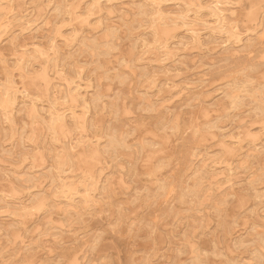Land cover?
I'll use <instances>...</instances> for the list:
<instances>
[{"label":"rangeland","instance_id":"obj_1","mask_svg":"<svg viewBox=\"0 0 264 264\" xmlns=\"http://www.w3.org/2000/svg\"><path fill=\"white\" fill-rule=\"evenodd\" d=\"M263 66L264 0H0V264H264Z\"/></svg>","mask_w":264,"mask_h":264},{"label":"bare ground","instance_id":"obj_2","mask_svg":"<svg viewBox=\"0 0 264 264\" xmlns=\"http://www.w3.org/2000/svg\"><path fill=\"white\" fill-rule=\"evenodd\" d=\"M40 3H41V0H40ZM196 4H197V3H196ZM108 5H109V4H108ZM131 5H132V4H131ZM116 6H117V5H116ZM132 6H133V5H132ZM225 6H226V5H225ZM225 6H224L223 8H225ZM105 7H107V6H105ZM142 7H143V6H142ZM142 7H141V8H142ZM217 7H218V6H217ZM219 7H220V6H219ZM100 8H101V7H100ZM117 8H118V7H117ZM117 8H115V10H116ZM220 8H221V7H220ZM119 9H121V8H119ZM119 9H118V10H119ZM138 9H139V7H138ZM170 9H171V8H170ZM227 9H228V8H227ZM111 10H113V9H111ZM168 10H169V9H168ZM225 10H226V9H225ZM59 11H60V10H59ZM116 11H117V10H116ZM116 11H114V12H116ZM227 11H228V10H227ZM14 15H15V14H14ZM132 15H133V14H132ZM206 15H207V14H206ZM212 16L215 17V22L217 21L218 26H220L221 28H224V26H223V24H222V17H221V15H220V12H217V11H216V12H213ZM137 17H138V16H137ZM237 17H238V16H237ZM8 18H9V17H8ZM133 18H134V17H133ZM164 18H165V17H164ZM134 19H135V18H134ZM128 20H129V19H128ZM207 21H208V20H207ZM211 21H212V20H211ZM171 22H173V21H171ZM171 22H170V23H171ZM121 23H123V22L121 21ZM142 23H143V22H142ZM175 23H176V22H175ZM105 24H106V23H105ZM107 24H108V23H107ZM245 25H246V24H245ZM85 26H86V25H85ZM98 26H100V25H98ZM131 26H133V25H131ZM141 26H142V25H141ZM246 26H249V25H246ZM254 26H255V25H254ZM103 27H104V26H103ZM106 27H107V26H106ZM240 27H241V26H240ZM50 28H51V27H50ZM96 28H97V27H96ZM126 28H127V27H126ZM209 28H210V27H209ZM237 28H238V27H237ZM100 29H101V28H100ZM127 29H128V28H127ZM260 29H261V28H260ZM75 30H77V29H75ZM102 30H103V28H102ZM128 30H129V29H128ZM49 31H50V30H49ZM181 31H183V30H181ZM199 31H200V30H199ZM142 32H143V31H142ZM177 32H179V31H177ZM57 33H59V32H57ZM60 33H63V32H60ZM109 33H110V32H109ZM195 33H196V32H195ZM116 34H117V33H116ZM144 34H145V32H144ZM148 34H149V33H148ZM148 34H147V35H148ZM49 35H50V34H49ZM49 35H48V36H49ZM132 35H133V34H132ZM134 35H135V34H134ZM149 35H151V34H149ZM149 35H148V36H149ZM204 35H205V34H204ZM82 36H83V35H82ZM82 36H81V37H82ZM116 36H117V35H116ZM143 36H144V35H143ZM145 36H146V35H145ZM211 36H212V35H211ZM166 37H167V36H166ZM249 37H250V36H249ZM64 38H65V37H64ZM146 38L148 39L147 36H146ZM150 38H152V37H150ZM72 39H74V38H72ZM72 39H71V40H72ZM135 39H136V38H135ZM166 39H168V38H166ZM216 39H217V38H216ZM219 39H221V37H220ZM53 40H54V38H53ZM66 40H68V39H66ZM75 40H77V37H75ZM150 40H151V39H150ZM177 40H178V38H177ZM254 40H255V39H254ZM110 41H111V39H110L108 42H110ZM113 41H114V40H113ZM132 41H134V40L132 39ZM152 41H153V40H152ZM162 41H163V40H162ZM214 41H216V40H214ZM134 42H136V41H134ZM219 42H220V41H219ZM233 42H234V41H233ZM246 42H247V41H246ZM69 43H70V42H69ZM74 43H75V42H74ZM104 43H105V42H104ZM32 44H33V43H32ZM67 44H68V43H67ZM135 44H136V43H135ZM36 45H37V44H36ZM71 45H72V43H71ZM91 45H92V44H91ZM65 46H66V45H65ZM221 46H222V45H221ZM221 46H220V47H221ZM160 47H161V46H160ZM165 47H167V46H165ZM67 48H68V47H67ZM232 48H234V47H232ZM227 49H228V48H227ZM236 49H237V48H236ZM238 49H239V47H238ZM77 50H79V49H77ZM32 51H33V50H31V52H32ZM95 51H96V50H95ZM33 52H34V51H33ZM73 52H74V51H73ZM162 52H163V51H162ZM22 53H23V52H22ZM22 53H21V54H22ZM54 53H55V52H54ZM153 53H154V52H153ZM167 53H168V52H167ZM172 53H173V52H172ZM48 54H49V53H48ZM225 54H226V53H225ZM243 54H244V53H243ZM243 54H242V55H243ZM245 54H246V53H245ZM23 55H24V54H23ZM23 55H22V57H23ZM26 55H27V54H26ZM60 55H61V54H60ZM64 55H65V54H64ZM64 55H63V56H64ZM66 55H67V54H66ZM69 55H70V54H69ZM134 55H135V54H134ZM136 55H137V53H136ZM155 55H156V54H155ZM159 55H160V52H159ZM248 55H249V54H248ZM70 56H71V55H70ZM70 56H69V57H70ZM127 56H128V55H127ZM223 56H224V55H223ZM228 56H229V55H228ZM228 56H227V57H228ZM24 57H25V55H24ZM31 57H32V56H31ZM55 57H56V56H55ZM147 57H148V56H147ZM18 58H19V57H18ZM33 58H34V57H33ZM88 58H89V57H88ZM232 58H233V57H232ZM249 58H250V57H249ZM36 59H37V58H36ZM58 59H59V58H58ZM228 59H229V58H228ZM33 60H35V59H33ZM52 60H53V59H52ZM73 60H74V59H73ZM155 60H156V59H155ZM157 60H158V59H157ZM226 60H227V59H226ZM226 60H225V61H226ZM230 60H231V59H230ZM30 61H31V60H30ZM108 61H109V60H108ZM133 61H134V60H133ZM133 61H132V64H133ZM227 61H228V60H227ZM247 61H248V60H247ZM85 62H86V61H85ZM94 62H96V60H95ZM239 62H240V61H239ZM260 62H261V61H260ZM106 63H107V62H106ZM112 63H113V62H112ZM116 63H117V62H116ZM235 63H236V62H235ZM249 63H250V62H249ZM129 64H130V62H129ZM160 64H161V63H160ZM254 64H257V63H254ZM29 65H30V64H29ZM68 65H69V64H68ZM169 65H170V64H169ZM239 65H240V64H239ZM239 65H238V66H239ZM250 65H251V64H250ZM57 66H58V64H57ZM69 66H70V65H69ZM116 66H117V65H116ZM162 66H163V65H162ZM165 66H166V65H165ZM170 66H171V65H170ZM67 67H68V66H67ZM95 67H96V66H95ZM132 67H133V66H132ZM168 67H169V66H168ZM172 67H174V66L172 65ZM250 67H251V66H250ZM263 67H264V66H263ZM136 68H137V67H136ZM140 68H141V67H140ZM247 68H248V67H247ZM37 69H38V68H37ZM49 69H50V68H49ZM56 69H58V67H57ZM67 69H68V68H67ZM90 69H91V68H90ZM95 69H96V68H95ZM118 69H119V68H118ZM118 69H117V70H118ZM121 69H122V68H121ZM134 69H135V68H134ZM117 70H116V71H117ZM125 70H127V69H125ZM175 70H176V69H175ZM229 70H230V69H229ZM242 70H243V69H242ZM116 71H115V72H116ZM121 71H123V70H121ZM238 71H239V70H238ZM247 71H248V70H247ZM263 71H264V70H263ZM63 72H64V71H63ZM125 72H127V71H125ZM125 72H124V73H125ZM135 72L138 74L137 71H135ZM95 73H96V71H95ZM248 73H249V71H248ZM96 74H97V73H96ZM134 74H135V73H134ZM137 74H135V75L137 76ZM221 74H222V73H221ZM243 74H244V73H243ZM87 75H88V74H87ZM121 75H122V74H121ZM127 75H129V72H128ZM135 75H134V76H135ZM246 75H247V74H246ZM102 76H103V74H102ZM130 76H131V74H130ZM93 77H94V76H93ZM117 77H118V76H117ZM240 77H241V75H240ZM91 78H92V77H91ZM155 78H156V76H155ZM103 79H105V78L103 77ZM156 79H157V78H156ZM255 79H256V78H255ZM101 82H102V81H101ZM134 82H136V80H135ZM125 83L127 84V81H126ZM96 84H97V83H96ZM122 84H123V83H122ZM123 85H125V84H123ZM51 86H52V84H51ZM231 86H232V85H230V87H231ZM254 86H255V85H254ZM73 87H74V85H73ZM98 87H99V86H98ZM100 87H101V86H100ZM49 88H50V87H49ZM49 88H48V89H49ZM232 89H233V88H232ZM248 89H249V88H248ZM248 89H246V91H247ZM213 90H214V89H213ZM242 90H243V89H242ZM49 91H50V90H49ZM91 91H92V90H91ZM237 91H238V90H237ZM243 91H244V90H243ZM243 91H242V92H243ZM21 92H22V95H23L22 98H24V99H25V98H26V99H27V98H29V99L34 98V97H33L34 95L31 93V91H30L29 89H27V87H26V88L23 87L22 90H21ZM68 92H69V91H68ZM247 92H248V91H247ZM62 93H63V92H62ZM248 93H250V91H249ZM49 94H50V93H49ZM74 94H75V93H74ZM199 94H200V93H199ZM236 94H237V93H236ZM77 95H78V93H77ZM77 95H75V96H77ZM115 95H117V94H115ZM118 95H119V94H118ZM228 95H229V94H228ZM239 95H240V94H238V96H239ZM107 96H109V95H107ZM248 96H249V95H248ZM30 97H31V98H30ZM121 97H122V96H121ZM186 97H187V96H186ZM255 97H256V96H255ZM263 97H264V96H263ZM75 98H77V97H75ZM119 98H120V97H119ZM56 99H57V98H56ZM73 99H74V98H73ZM80 99H81V98H80ZM188 99H189V98H188ZM246 99H247V98H246ZM256 99H257V98H256ZM49 100H50V99H49ZM81 100H82V99H81ZM243 100H245V98H244ZM51 101H52V100H51ZM61 101H62V100H61ZM248 101H249V99H248ZM256 101H257V100H256ZM23 102H24V101H23ZM244 102H246V101H244ZM55 104H57V103H55ZM78 104H79V103H78ZM87 104H88V103H87ZM146 104H147V103H146ZM221 104H222V103H221ZM242 104H243V103H242ZM63 105H64V104H63ZM63 105H62V106H63ZM73 105H74V104H72V106H73ZM81 105H82V103H81ZM119 105H120V104H119ZM58 106H59V105H58ZM148 106H149V104H148ZM78 107H79V106H78ZM91 107H92V106H91ZM149 107H150V106H149ZM24 108H25V107H24ZM115 108H116V107H115ZM70 109H71V108H70ZM84 109H85V108H84ZM113 109H114V108H113ZM60 110H61V109H60ZM85 110H86V109H85ZM90 110H91V109H90ZM6 111H7V110H6ZM206 111H207V110H206ZM35 113H36V112H35ZM104 113H105V112H104ZM206 113H207V112H206ZM33 115H34V114H33ZM36 115H37V114H36ZM36 115H34V116H36ZM88 115H90V114H88ZM112 115H113V114H112ZM207 116H208V115H207ZM26 117H27V116H26ZM37 117H39V116H37ZM41 117H42V116H41ZM46 117H47V116H46ZM30 118H31V117H30ZM39 118H40V117H39ZM110 119H111V118H110ZM45 121H46V120H45ZM74 122H75V121H74ZM214 122H215V121H214ZM246 122H247V121H246ZM246 122H245V123H246ZM259 123H260V122H259ZM259 123H258V124H259ZM251 124H252V122H251ZM180 125H181V124H180ZM229 125L231 126V124H229ZM30 126H31V125H30ZM65 126H66V125H65ZM252 126H253V124H252ZM9 127H10V125H9ZM156 127H157V126H156ZM181 127H182V126H181ZM15 128H16V127H15ZM67 128H68V126H67ZM106 128H107V127H106ZM68 129H69V128H68ZM69 130H70V129H69ZM104 130H105V129H104ZM156 130H157V129H156ZM110 131H112V128L110 129ZM203 131H205V130H203ZM80 132H81V131H80ZM93 132H94V131H93ZM180 132H181V131H180ZM226 132H228V131H226ZM71 133H72V132H71ZM71 133H70V135H71ZM82 133H83V132H82ZM88 133H89V132H88ZM88 133H87V134H88ZM156 133H157V132H156ZM204 133H206V132H204ZM17 134H18V133H17ZM24 134H25V133H24ZM70 135H69V136H70ZM82 135H83V134H82ZM252 135H253V133H252ZM86 136H87V135H86ZM254 136H255V135H254ZM203 137H204V135H203ZM251 137H252V136H251ZM69 138H70V137H69ZM220 138H221V137H220ZM70 140H71V139H70ZM71 141H72V140H71ZM66 142H67V141H66ZM159 142H160V141H159ZM60 143H61V142H60ZM104 143H105V142H104ZM104 143H103V144H104ZM161 143H162V142H161ZM214 143H215V142H214ZM228 143H229V142H228ZM109 144H110V143H109ZM165 144H166V143H165ZM66 145H67V144H66ZM100 146H101V145H100ZM204 147H205V146H204ZM207 147H208V146H207ZM258 147H259V146H258ZM63 148H64V147H63ZM205 148H206V147H205ZM50 150H52V149H50ZM189 151H190V150H189ZM45 152H46V151H44L43 155L45 154ZM48 152H49V151H48ZM50 152H51V151H50ZM136 152H137V151H136ZM101 153H102V152H101ZM190 153H191V152H190ZM11 154H12V153H11ZM63 154H64V153H63ZM102 154H103V153H102ZM255 154H256V153H255ZM64 155H65V154H64ZM110 155H111V154H110ZM110 155H108V156H110ZM136 155H137V154H136ZM52 156H53V155H52ZM11 157H13V156L11 155ZM19 157H20V156H19ZM44 157H46V156H44ZM91 157H92V156H91ZM29 158H30V157H29ZM250 158H251V157H250ZM10 159H11V158H10ZM18 159H21V158H18ZM109 159H110V158H109ZM109 159H107V160L109 161ZM188 159H189V158H188ZM251 159H252V158H251ZM11 160H12V159H11ZM64 160H65V158H64ZM60 161H61V160H60ZM135 161H137V159H136ZM12 162H13V161H12ZM14 162H15V161H14ZM17 162H18V161H17ZM19 162H20V160H19ZM51 162H52V161H51ZM51 162H50V164H52ZM61 163H62V162H61ZM223 163H224V162H223ZM255 163H256V161H255ZM13 164H14V163H13ZM22 164H23V163H22ZM253 164H254V163H253ZM23 166H24V165H23ZM190 166H191V164H190ZM29 167H30V166H29ZM29 167H28V168H29ZM44 167H45V166H44ZM44 167H43V168H44ZM24 168H25V167H24ZM32 168H33V167H32ZM38 168H39V167H38ZM52 168H53V167H52ZM52 168H51V169H52ZM14 169H15V168H14ZM14 169H13V171H17V170H14ZM26 169H27V168H26ZM26 169H25V170H26ZM64 169H65V168H64ZM64 169H63V170H64ZM52 170H53V169H52ZM208 170H209V169H208ZM232 170H234V169H232ZM239 170H240V169H239ZM239 170H238V171H239ZM241 170H242V169H241ZM28 171H29V169H28ZM45 171H46V170H45ZM45 171H44V172H45ZM118 171H119V170H117V172H118ZM17 172H18V171H17ZM37 172H38V171H37ZM229 172H230V171H229ZM236 172H237V171H236ZM31 173H32V172H31ZM245 173H246V171H245ZM255 173H256V171H255ZM50 174H51V173H50ZM66 174H67V173H66ZM122 174H124V173H122ZM187 174H188V173H187ZM187 174H186V176H187ZM24 175H25V174H24ZM156 175H157V174H156ZM224 175H225V172H224ZM259 175H260V174H259ZM48 176H49V175H48ZM83 176H84V175H83ZM103 176H104V175H103ZM36 177H38V179H39V176H36ZM59 177H60V176H59ZM63 177H64V176H63ZM257 177H258V176H257ZM247 178H248V177H247ZM247 178H246V179H247ZM23 179H24V177H23ZM23 179H22V177H21V180H23ZM34 179H35V177H34ZM60 179H61V177H60ZM114 179H115V178H114ZM193 180H194V179H193ZM10 181H11V180H10ZM30 181H31V180H30ZM115 181H116V180H115ZM173 181H174V180H173ZM183 181H184V180H183ZM194 181H195V180H194ZM11 182H12V181H11ZM25 182H26V181H25ZM174 182H175V181H174ZM177 182H178V181H177ZM177 182H176V183H177ZM211 182H212V181H211ZM218 182H219V181H218ZM16 183H17V182H16ZM20 183H22V182H20ZM27 183H28V182H27ZM53 183H54V182H53ZM75 183H77V182H75ZM113 183H114V182H113ZM192 183H194V182H192ZM29 184H30V182H29ZM184 184H185V183H184ZM184 184H183V185H184ZM209 184H210V182H209ZM16 185H17V184H16ZM16 185H15V186H16ZM62 185H63V184H62ZM234 185H235V184H234ZM17 186H18V185H17ZM25 186L27 187V185H25ZM53 186H54V185H53ZM55 186H56V185H55ZM263 186H264V185H263ZM22 187H23V186H22ZM26 187H25V188H26ZM29 187H30V186H28V188H29ZM175 187H176V186H175ZM175 187H174V188H175ZM17 188H20V186L17 187ZM23 188H24V187H23ZM42 188H43V187H42ZM180 188H181V187H180ZM221 188H222V187H221ZM20 189H21V188H20ZM20 189H19V190H20ZM182 189H183V188H182ZM15 190H16V189H15ZM17 190H18V189H17ZM23 190H24V189H23ZM175 190H176V188H175ZM227 190H228V189H227ZM229 190H231V187H230ZM246 190H247V189H246ZM251 190H252V189H251ZM41 191H42V190H41ZM49 191H50V190H49ZM173 191H174V190H173ZM173 191H172V192H173ZM176 191H177V190H176ZM221 191H222V190H221ZM19 192H20V191H19ZM55 192H56V190H55ZM238 192H239V191H238ZM263 192H264V190H263ZM232 193H233V192H232ZM246 193H247V192H246ZM42 194H43V193H42ZM49 194H51V193H49ZM49 194H48V196H49ZM175 194H176V193H175ZM219 194H220V193H219ZM249 194H250V193H249ZM251 194H252V192H251ZM170 195H171V194H170ZM215 195H216V194H215ZM233 195H234V194H233ZM33 196H34V195H33ZM45 196H46V198H47V195H45ZM50 196H51V195H50ZM50 196H49V197H50ZM64 196H65V195H64ZM202 196H203V195H202ZM235 196H236V195H235ZM251 196H252V195H251ZM49 197H48V198H49ZM64 198H65V197H64ZM79 198H80V197H79ZM59 199H60V198H59ZM206 199H207V198H206ZM36 200H37V199H36ZM36 200H35V201H36ZM48 200H49V199H48ZM48 200H47V201H48ZM151 200H152V199H151ZM50 201H53V200H50ZM168 201H169V200H168ZM48 202H49V201H48ZM48 202H47V203H48ZM210 202H211V201H210ZM10 203H11V202H10ZM13 203H14V202H13ZM51 203H52V202H51ZM62 203H63V202H62ZM167 203H168V202H167ZM169 203H170V202H169ZM216 203H217V202H216ZM45 204H46V202H45ZM54 204H55V203H54ZM204 204H205V203H204ZM206 204H207V203H206ZM262 204H263V203H262ZM3 205H5V204H3ZM3 205H2V207H3L2 209H4V206H3ZM48 205H49V204H48ZM217 205H218V203H217ZM45 206H47V204H46ZM260 206H261V205H260ZM166 207H167V206H166ZM187 207H188V206H187ZM208 207H209V206H208ZM212 207H213V206H212ZM15 208H16V207L14 206V209H15ZM199 208H200V207H199ZM216 208H217V207H216ZM255 208H256V207H255ZM6 209H7V208H6ZM189 209H190V208H189ZM218 209L220 210V208H218ZM246 209H247V208H246ZM246 209H245V211H246ZM248 209H249V207H248ZM248 209H247V210H248ZM46 210H47V209H46ZM164 210H165V209H164ZM35 211H36V210H35ZM44 211H45V210H44ZM249 211H250V209H249ZM249 211H248V212H249ZM160 212H161V211H160ZM195 212H196V211H195ZM227 212H228V211H227ZM78 213H79V212H78ZM166 213H167V212H166ZM192 213H193V212H192ZM220 213H221V212H220ZM9 214H10V213H9ZM50 214H51V213H50ZM53 214H54V213H53ZM151 214H152V213H151ZM161 214H162V213H161ZM176 214H177V213H176ZM193 214H194V213H193ZM247 214H248V213H247ZM180 215H181V214H180ZM194 215H195V214H194ZM210 215H213V214H210ZM244 215H246V214H244ZM8 216H9V215H8ZM39 216H40V215H39ZM44 216H45V215H44ZM44 216H43V217H44ZM58 216H60V215H58ZM166 216H167V214H166ZM176 216H178V214H177ZM187 216H188V214H187ZM232 216H233V215H232ZM6 217H7V216H6ZM9 217H10V216H9ZM43 217H42V218H43ZM51 217H52V216H51ZM73 217H74V215H73ZM201 217H202V216H201ZM184 218H185V217H184ZM52 219H53V217H52ZM59 219H60V218H59ZM250 219H251V218H249V220H250ZM9 220H10V219H9ZM11 220H12V219H11ZM60 220H61V219H60ZM78 220H79V219H78ZM61 221H62V220H61ZM196 221H197V220H196ZM11 222H12V221H11ZM71 222H73V221H71ZM71 222H70V224H71ZM197 222H198V221H197ZM220 222H221V221H220ZM44 223H45V222H44ZM44 223H43V224H44ZM62 223H63V222H62ZM151 223H152V222H151ZM154 223H155V222H154ZM194 223H196V222H194ZM235 223H236V222H235ZM249 223H250V221H249ZM2 225H3V224H2ZM142 225H143V223H142ZM194 225H195V224H194ZM228 225H229V223H228ZM249 225H250V224H249ZM253 225H254V223H253ZM64 226H65V225H64ZM140 226H141V225H140ZM187 226L189 227V225H186V227H187ZM235 226H237V225H235ZM263 226H264V225H263ZM254 227H255V226H254ZM258 227H260V226H258ZM138 228H139V227H138ZM217 228H218V227H217ZM2 229H3V228H2ZM157 229H158V228H157ZM184 229H185V228H184ZM196 229H198V228H196ZM251 229H252V228H251ZM12 230H13V229H12ZM40 230H41V229H40ZM68 230H69V229H68ZM187 230H188V229H187ZM4 231H5V230H4ZM9 231H10V230H9ZM218 231H219V230H218ZM255 231H256V230H255ZM22 232H24V230H23ZM22 232H21V233H22ZM51 232H52V231H51ZM259 232H260V231H259ZM7 233H8V232H7ZM37 233H38V232H37ZM184 233H185V232H184ZM196 233H197V232H196ZM196 233H195V235H196ZM2 234H3V233H2ZM182 234H183V232H182ZM187 234H188V233H187ZM0 235H1V234H0ZM7 235H8V234H7ZM24 235H25V234H24ZM26 235H27V234H26ZM258 235H259V234H258ZM27 236H28V235H27ZM27 236H26V238H27ZM189 236H190V234H189ZM249 236H250V235H249ZM5 237H6V236H5ZM24 237H25V236H24ZM34 237H35V236H34ZM251 237H253V236L251 235ZM31 238H33V237H31ZM249 238H250V237H249ZM256 238H257V237H256ZM8 239H10L9 236H8ZM190 239H191V238H190ZM250 239H251V238H250ZM260 239H261V238H260ZM260 239H259V240H260ZM30 240H31V239H30ZM151 240H152V238H151ZM248 240H249V239H248ZM251 240H252V239H251ZM251 240H250V241H251ZM7 241H8V240H7ZM9 241H10V240H9ZM37 241H38V240H37ZM206 241H207V240H206ZM33 242H35V241H33ZM98 242H99V241H98ZM245 242H246V241H245ZM254 242H255V241H254ZM2 243H3V242H2ZM28 243H29V242H28ZM35 243H36V242H35ZM220 243H221V242H220ZM242 243H243V242H242ZM252 243H253V242H252ZM257 243H258V242H257ZM9 244H10V243H9ZM24 244H25V243H24ZM255 244H256V243H255ZM37 245H38V244H37ZM151 245H152V244H151ZM253 245H254V244H253ZM260 245H261V244H260ZM0 246H1V245H0ZM221 246H222V245H221ZM254 246H255V245H254ZM254 246H253V247H254ZM262 246H263V245H262ZM4 247H5V246H4ZM17 247H18V246H17ZM22 247H23V246H22ZM22 247H21V248H22ZM26 247H27V246H26ZM168 247H169V246H168ZM197 247H198V246H197ZM253 247H252V248H253ZM263 247H264V246H263ZM13 249H15V248H13ZM13 249H12V251H13ZM154 249H155V246H154ZM180 249H181V248H180ZM182 250H183V249H182ZM218 250H219V249H218ZM221 250H222V249H221ZM249 250H250V249H249ZM0 251H1V249H0ZM10 251H11V250H10ZM201 251H202V250H201ZM251 251H253V250H251ZM173 252H175V251H173ZM213 252H214V251H213ZM219 252H220V250H219ZM262 252H263V251H262ZM4 253H6V252H4ZM12 253H13V252H12ZM20 253H21V252H20ZM82 253H83V252H82ZM90 253H91V252H90ZM175 253H176V252H175ZM196 253H197V251H196ZM23 254H24V253H23ZM204 254H205V252H204ZM204 254H203V257H205ZM254 254H256V253H254ZM260 254H262V253H260ZM70 255H71V254H70ZM70 255H69V256H70ZM173 255H174V254H173ZM175 255H176V254H175ZM198 255H199V254H198ZM198 255H197V256H198ZM8 256H9V255H7V257H8ZM18 256H19V255H18ZM9 257H10V256H9ZM79 257H80V256H79ZM79 257H78V258H79ZM149 257H150V255H149ZM4 258H5V257H4ZM65 258H66V257H65ZM172 258H173V257H172ZM175 258H176V257H175ZM194 258H195V257H194ZM196 258H198V257H196ZM79 259H80V258H79ZM79 259H78V260H79ZM189 259H190V258H189ZM257 259H258V258H257ZM14 260H15V259H14ZM67 260H68V259H67ZM202 260H203V258H202ZM225 260H226V259H225ZM74 261H75V260H74ZM79 261H80V260H79ZM81 261H82V260H81ZM86 261H87V260H86ZM191 262H192V261H191ZM193 262H194V260H193ZM261 262H263V260H262ZM13 263H14V262H13ZM168 263H169V262H168ZM75 264H77V263H75ZM78 264H79V263H78ZM88 264H89V263H88ZM111 264H112V263H111ZM169 264H170V263H169ZM171 264H172V263H171ZM175 264H176V262H175Z\"/></svg>","mask_w":264,"mask_h":264}]
</instances>
